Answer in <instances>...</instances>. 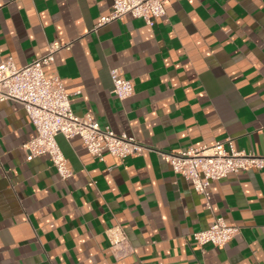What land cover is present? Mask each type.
I'll use <instances>...</instances> for the list:
<instances>
[{"label":"crops","instance_id":"crops-1","mask_svg":"<svg viewBox=\"0 0 264 264\" xmlns=\"http://www.w3.org/2000/svg\"><path fill=\"white\" fill-rule=\"evenodd\" d=\"M113 0H0V62L17 66L67 44L44 66L61 78L73 112L146 149L99 160L77 136H57L73 175L47 155L26 160L34 133L22 106L0 103V264H264V168L208 186L210 208L157 151L210 146L264 156V0H172L153 25L125 15L95 27ZM134 84L123 100L109 69ZM222 217L239 232L198 247L193 232ZM119 225L132 252L114 258Z\"/></svg>","mask_w":264,"mask_h":264},{"label":"built area","instance_id":"built-area-1","mask_svg":"<svg viewBox=\"0 0 264 264\" xmlns=\"http://www.w3.org/2000/svg\"><path fill=\"white\" fill-rule=\"evenodd\" d=\"M172 0H113L111 11L99 18L95 27L122 19L125 15L141 18L153 25L165 15V5ZM68 48L67 44L50 42L48 52L23 66H17L11 57L0 62V103L11 100L19 103L34 127V133L22 144L26 160L47 155L61 179L69 178L74 171L68 166L57 136L69 140L77 136L93 157L103 160L108 152L120 161L128 156L140 155L146 147L125 132H115L101 125L89 114L77 115L71 108L69 92L61 78L48 77L44 66L53 60L54 53ZM111 92L123 100L133 94L134 84L119 67L109 69ZM160 158L170 164L173 172L190 181L193 189L204 195L205 207L210 208L208 186L229 173L249 168L263 169L264 156L236 150L231 138L216 141L210 146L189 147L177 151H157ZM239 232L219 216L208 226L193 232L191 239L198 247L212 244L223 247ZM114 258H123L132 252L128 237L119 225L106 231Z\"/></svg>","mask_w":264,"mask_h":264}]
</instances>
